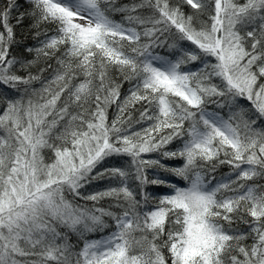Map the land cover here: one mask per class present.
Instances as JSON below:
<instances>
[{
	"label": "snow or ice",
	"instance_id": "6c2138e0",
	"mask_svg": "<svg viewBox=\"0 0 264 264\" xmlns=\"http://www.w3.org/2000/svg\"><path fill=\"white\" fill-rule=\"evenodd\" d=\"M0 264H264V0H0Z\"/></svg>",
	"mask_w": 264,
	"mask_h": 264
},
{
	"label": "trees",
	"instance_id": "16d2710c",
	"mask_svg": "<svg viewBox=\"0 0 264 264\" xmlns=\"http://www.w3.org/2000/svg\"><path fill=\"white\" fill-rule=\"evenodd\" d=\"M16 32H17V36L20 37L21 35H29L27 33V30H26V26L25 28H17L16 29ZM27 44L29 45H35L36 44V41L33 40L31 38V36L29 35V38L25 41ZM156 52H159V53H162V54H167L166 50L164 49H156L155 50ZM127 87V86H126ZM180 146V143L178 141L176 142H173V144L169 145V148L172 149V150H175L177 147ZM154 156V154H152ZM126 159V158H124ZM120 162H123L122 160ZM165 163L169 164L170 166H180L183 162L182 160H179V159H174V160H169V161H165ZM153 170H149V172L151 173ZM229 172V168L227 166H221L220 168L217 169V171L213 174L215 175L217 178H219L220 176L226 174ZM168 179L172 180V181H175V182H178L180 185H184L185 182L184 181H178L177 178L175 177H168ZM99 187H103V182H101L99 185ZM149 191H152L156 194H164V193H167L170 191V189H167V188H164L162 186L160 187H156V186H153L151 188H149ZM102 205L103 206H107L106 203L102 202ZM111 229H105L104 232H96V233H92L89 235V239H95L97 237H99L100 235H103V234H106L108 232H110ZM73 240H75V237H73ZM82 246V245H81Z\"/></svg>",
	"mask_w": 264,
	"mask_h": 264
},
{
	"label": "rangeland",
	"instance_id": "374dc122",
	"mask_svg": "<svg viewBox=\"0 0 264 264\" xmlns=\"http://www.w3.org/2000/svg\"><path fill=\"white\" fill-rule=\"evenodd\" d=\"M158 53H159V52H158ZM159 54H161V55H167V54H162V53H159ZM120 161H121V159H115V160L113 161V163H115V164H117V165L123 163V162H120ZM108 233H109V232H108ZM108 233L103 234V235H100L99 237H97V238H95V239H100L102 236L107 235Z\"/></svg>",
	"mask_w": 264,
	"mask_h": 264
}]
</instances>
